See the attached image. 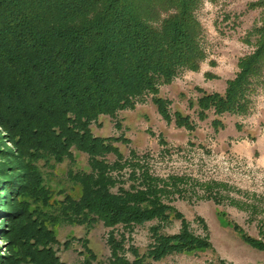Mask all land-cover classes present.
Returning <instances> with one entry per match:
<instances>
[{
	"label": "trees",
	"instance_id": "trees-1",
	"mask_svg": "<svg viewBox=\"0 0 264 264\" xmlns=\"http://www.w3.org/2000/svg\"><path fill=\"white\" fill-rule=\"evenodd\" d=\"M202 5L203 0H0V131L20 167L9 188L12 199L3 202L0 196L10 223L8 255L0 264H66L57 255V225L88 232L101 223L109 229L108 264H155L211 249L208 234L194 235L168 204L173 196L183 197L185 179L154 176L143 157L131 151L126 158L119 151L114 143L122 138L97 137L91 130L101 117L114 120L146 97L166 123L196 129L190 116L171 113L159 89L185 71H198L206 60L197 15ZM262 7L264 0L247 6ZM242 41L254 50L239 59L224 92L196 88L199 96L189 102L199 122L212 116L214 133L224 128V116L249 115L258 90L264 96V20ZM73 149L88 157L89 171L71 175L80 195L50 202L38 163H62ZM212 188L202 186L218 205L222 198ZM221 217L244 244L264 252L263 241ZM172 219L180 229L166 234L162 224ZM153 221L151 242L141 252L130 234ZM80 242L83 263L101 264L88 240Z\"/></svg>",
	"mask_w": 264,
	"mask_h": 264
},
{
	"label": "rangeland",
	"instance_id": "rangeland-1",
	"mask_svg": "<svg viewBox=\"0 0 264 264\" xmlns=\"http://www.w3.org/2000/svg\"><path fill=\"white\" fill-rule=\"evenodd\" d=\"M258 1L203 0L197 15L204 30L206 60L198 71H185L170 85L159 89V95L171 103V113L179 111L190 116L196 124L194 131L176 128L173 122L166 123L150 97L139 102L133 110L119 112L114 120L101 117L91 126L94 136L126 140L120 139L114 144L126 158L131 151L143 157L154 176L162 179L177 176L186 180L182 186L186 191L183 197L173 196L168 204L183 216L194 235L208 234L211 249L169 256L155 264H264V252L244 244L224 225L221 217L224 214L249 236L264 242V96L258 90L249 115L224 116V128L217 133L210 126L212 116L199 122L195 108L189 107V102H195L199 96L196 88L223 93L226 82L238 72L239 59L254 50L242 40L254 25L264 20V7L247 8ZM71 153L72 158L62 163H38L44 183L51 191L50 202L66 196L77 199L80 195V187L71 175L89 171L88 157L74 149ZM14 158V148L0 131V196L3 202L12 199L9 188L20 172ZM107 160L113 163L115 158L109 156ZM207 185L220 194V204L207 199L202 190V186ZM2 209L0 207V258L8 255L10 224ZM155 223L137 226L130 234L132 244L141 252L151 242L149 228ZM162 225L166 234H175L180 229V221L173 219ZM109 231L101 223L88 232L81 226L57 225L54 228L59 242L57 255L66 264H84V255L80 253L85 251L80 240L87 239L88 248L97 261L108 264L110 253L106 239ZM118 231L123 232L121 228ZM65 242H69L68 248L64 247Z\"/></svg>",
	"mask_w": 264,
	"mask_h": 264
}]
</instances>
